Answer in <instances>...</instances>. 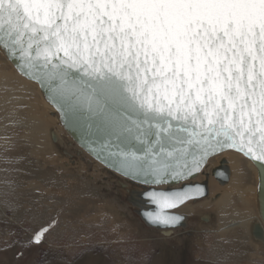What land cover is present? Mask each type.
Instances as JSON below:
<instances>
[{"label": "snow or ice", "instance_id": "obj_1", "mask_svg": "<svg viewBox=\"0 0 264 264\" xmlns=\"http://www.w3.org/2000/svg\"><path fill=\"white\" fill-rule=\"evenodd\" d=\"M0 51L66 119L87 117L120 174L178 182L231 149L264 194V0H0ZM202 195L152 190L147 220L173 227L168 210Z\"/></svg>", "mask_w": 264, "mask_h": 264}, {"label": "rangeland", "instance_id": "obj_2", "mask_svg": "<svg viewBox=\"0 0 264 264\" xmlns=\"http://www.w3.org/2000/svg\"><path fill=\"white\" fill-rule=\"evenodd\" d=\"M0 59V84L7 83L11 91V97L0 103V264H264V245L249 233L253 217H259L255 201L247 208L238 206L239 213L228 205V200L235 199L231 194L238 188L234 191V187L241 183L238 166L248 168L247 160L225 153L226 159H236L229 187L218 188L213 179L209 183L210 192L222 198L218 207L225 212L223 224L241 222L226 229L220 240L217 216L204 200L180 210L193 217L182 237L176 233L165 238L160 232L145 230L123 202L115 182L98 164L89 169L90 160L77 155L74 146L75 150L64 146L72 143L55 124L49 126L51 134L45 140L49 149L55 155L57 147L56 152L70 149L77 161L69 164L66 160L63 168L52 169L46 159L34 156L35 151L44 150V141L31 140L36 132L29 123L37 118L28 115L25 121L22 113L27 114L34 104L42 108L40 113L45 107L34 85L32 90L17 89L20 82L10 73L16 71L6 67L5 58ZM47 115H40L42 122L54 120ZM216 158L207 169L219 166ZM45 228L41 242L35 243V235ZM187 232L191 236L185 237ZM175 239L181 245L172 247Z\"/></svg>", "mask_w": 264, "mask_h": 264}, {"label": "water", "instance_id": "obj_3", "mask_svg": "<svg viewBox=\"0 0 264 264\" xmlns=\"http://www.w3.org/2000/svg\"><path fill=\"white\" fill-rule=\"evenodd\" d=\"M1 53L3 54L6 61L20 75V77H22L24 80L30 83L35 84L38 87V90L40 91L43 100L54 111L52 116L56 117L57 120L59 121V125L61 126V129L63 130L66 137L70 140V142H72V145L76 148L77 154L85 155L93 162V164H98L99 166L102 167L106 175L110 177V179L114 181L115 184L118 186L117 190L123 202L127 205L131 214L139 221V223L145 230H152L161 233L171 232V234L176 230L185 231L188 228V223L192 221L193 217H191L189 214L187 215L184 213H180V210L187 205H195L203 201L209 196V192H210L208 188V178H209L208 175L204 176L203 181L197 182L196 180L200 178L201 175H203V172L211 159L229 152L236 153L241 157H243L250 164H252V166L257 171L258 174V187L256 192L257 213L260 218V221L264 226V219H262V216H264V194H261L258 191L259 187L262 184V179L260 172L258 171L260 166L256 162L250 160L249 158L245 157L243 154L239 152H236L235 150L227 149L214 156H211L207 160L205 166L202 168L200 172L193 174L191 177H188L186 180H181L178 182H170L167 184L157 185V186L140 183L137 180L131 179L129 177L120 174L115 167H112L102 161L101 157L107 155L106 152L101 151L102 143L106 141L107 138L97 132L96 127L93 126V124L87 119L86 116L84 118L70 117L66 119L64 114L58 111L57 107L50 102L45 92L41 89V86L34 80H31L28 77H26L16 66V64H14L10 59H7L2 51ZM97 153H99V156L97 155ZM82 161L85 162L84 159H82ZM87 165L89 166L91 165V163L87 162ZM229 174H230V170L227 168V164L225 160H221L219 166L216 169L212 170L210 173V175L212 176L211 178H213L221 186L227 183ZM196 186H199L204 189V195L194 197L193 199L186 201L185 204L180 205L176 209L168 210L172 214L181 216L182 219L179 224L173 227H166L162 225L152 224L147 220L146 214L148 212H154L156 210L155 205L147 197L148 192L152 190L175 191V190H180L189 187H196ZM251 235L255 241H258L264 245V236H263L264 231L260 226V223L257 222L252 226ZM163 236L168 237V235H163Z\"/></svg>", "mask_w": 264, "mask_h": 264}, {"label": "bare ground", "instance_id": "obj_4", "mask_svg": "<svg viewBox=\"0 0 264 264\" xmlns=\"http://www.w3.org/2000/svg\"><path fill=\"white\" fill-rule=\"evenodd\" d=\"M0 58H4L3 54L1 53L0 51ZM1 60V59H0ZM6 67L10 68L11 65L9 63L6 64ZM7 68V69H8ZM9 71V70H8ZM10 73L14 74L17 79H18V82H20V84H17V89L20 90V91H25L27 88L31 89L32 90V86L31 85H34L37 89V92L39 95H37V92H34L32 91V94H36L37 96H40V102L43 103V106L45 107V112H41L40 111L42 110V108L40 109V107L34 103H36V101L33 102L34 106H29V109L27 110V114L26 113H22L26 115L25 117V121L27 120V117L28 115L29 116H32V117H36L37 120L33 119L30 121L29 123V126L31 128H33V130L36 132L34 134H36L35 137H33V135H31V140H33L34 142L38 141V140H41V141H44V150L39 153L37 151L34 152V156H36V158L39 160V161H42L44 159L47 160V163H49L50 167L52 169H55V168H59L61 167V164L62 163H65L66 160L69 161V159L65 158L64 156L60 155L59 152H56L57 150H54V152L57 154L55 155L48 147L47 143L45 142V140L48 138V136L51 134V131H50V127L51 124H55L56 126V129H59L61 131H63L61 129V126L59 125V121L57 120L56 117H53L52 118L54 120H48L47 119V123H44L41 121V116L40 115H46L48 116L47 114H53L54 111L53 109L48 105L46 104V102L43 100L41 94H40V91L38 90V87L33 84V83H30L26 80H24L22 77H20V75L17 73V72H12L10 70ZM30 85V86H29ZM10 88H9V85L7 83H4V84H0V103L2 101H4L5 99L11 97V93H10ZM34 92V93H33ZM3 93H6V96L3 95ZM31 93V92H30ZM53 126V125H52ZM59 127V128H58ZM56 129H53L52 128V131L54 132ZM25 131V130H24ZM28 132V130H27ZM64 133V132H63ZM29 135V134H28ZM38 135V136H37ZM66 136V135H65ZM24 137V136H23ZM27 136H25L26 138ZM67 138V137H66ZM29 139V138H28ZM70 142V140H68ZM22 143V142H21ZM72 143V142H71ZM68 146L70 147H73V145L69 144L67 142ZM55 146L52 144V148H54ZM34 148V147H33ZM58 148V147H57ZM56 148V149H57ZM33 153V152H32ZM229 154V153H228ZM65 155V154H64ZM225 154H222L221 157L219 158V156L216 158L217 162L220 163L221 160H225L226 161V164H227V168L229 170H231V166H232V163L233 161H235L236 159L234 157H231V158H228L226 159V156H224ZM231 155V154H230ZM234 156V155H232ZM67 157H70L69 154H67ZM238 158H240L238 156ZM242 159V158H241ZM66 161V162H68ZM72 161V159L70 160ZM245 162V161H243ZM67 164V163H66ZM209 164V163H208ZM247 164H248V168L247 167H243L242 165H239L238 166V172H239V180L241 183H239L237 186L234 187V191L236 190V192L234 194H231L234 196V200H228V205H229V208H232V210H234L235 213H239V210H238V206L241 208V207H244V208H247L251 205L252 201L254 202L255 201V207L257 208V203H256V192H257V188L254 187L252 188V183H256L257 187H258V174H257V171L256 169L252 166V164L248 163L247 161ZM68 165V164H67ZM93 165V164H92ZM71 166V165H70ZM208 167V165H207ZM207 167L205 168L204 172H203V176L201 175V178L204 180V176L205 175H208L209 178H208V185L210 183V179H211V171L212 169H207ZM63 168V167H61ZM207 169V170H206ZM206 171H207V174H206ZM231 176V171H230V174H229V177ZM200 180V179H199ZM254 180V181H253ZM229 182H230V179L228 178V181L225 185H223L222 187H229ZM221 185L217 186L218 188H222L220 187ZM209 188V187H208ZM210 191V190H209ZM39 192V191H38ZM223 192V191H222ZM220 192V193H222ZM219 194V193H218ZM218 194H212L211 192H209V196L204 199V203H209L208 205H210L211 207H213V211L215 213V215L217 216V225H218V232L220 233V236L217 238L218 240H220L223 236H224V232L226 229H229V228H233L235 226H238L241 224V222H236L235 224H223V221H224V216L223 214L225 212H221L220 209H219V205L222 203V198L220 197V195ZM203 203V204H204ZM207 205V204H206ZM204 205V206H206ZM183 213H189V212H183ZM253 221L255 223H260V226L262 227L263 231H264V226L263 224L261 223L260 221V218L255 216L253 217ZM254 223V224H255ZM252 229V228H251ZM251 229L249 230V233L251 235ZM161 233V232H160ZM173 233V232H172ZM175 233V232H174ZM162 235H169L171 234V232L167 233V232H162L161 233ZM223 235V236H222ZM252 236V235H251ZM264 236V235H263ZM251 257V256H250ZM219 259V258H217ZM253 259V258H252ZM214 260V259H213ZM261 260V259H260ZM254 261V260H253ZM257 261V260H256ZM215 262V261H214Z\"/></svg>", "mask_w": 264, "mask_h": 264}, {"label": "flooded vegetation", "instance_id": "obj_5", "mask_svg": "<svg viewBox=\"0 0 264 264\" xmlns=\"http://www.w3.org/2000/svg\"><path fill=\"white\" fill-rule=\"evenodd\" d=\"M55 145H58V143H56ZM59 145H60V146H63L62 144H59ZM64 146H68L67 143H65ZM68 147L70 148V146H68ZM71 148L73 149V147H71ZM57 150H58V148H57ZM73 150H75V149H73ZM59 152H60V153H59L60 155H62V156H64L65 158L69 159V161H68L69 164H72V161H70L71 159H74L75 161H77V160L74 158V156L71 154L70 149L59 150ZM75 153H76V152H75ZM64 154H65V155H64ZM67 154H69L70 157H67ZM76 154H77V153H76ZM77 155H78V154H77ZM83 156H85V155H83ZM78 158L84 159L82 156H79ZM87 158H88V157H87ZM88 159H89V158H88ZM89 160H90V159H89ZM90 163H91V165H89L88 168H89V169H90V168L92 169V167H93V165H92L93 162L90 160ZM217 167H218V166H215L214 169H216ZM214 169H212V170H214ZM40 170H41V169H40ZM91 171H92V170H91ZM206 174H207V171H206ZM202 176H203V175H202ZM211 177H212V176H211ZM105 180L108 181L109 178H106ZM211 180H212V178L210 179V181H211ZM196 181H197V182H200V181H202V180H200V181L196 180ZM215 183L218 185V183H217L216 181H215ZM219 185H220V184H219ZM208 187H209V185H208ZM207 219H209V218L207 217ZM207 219L205 218V219H203V220H207ZM187 229H188V228H187ZM187 229H186V230H187ZM186 230H185V231H186ZM174 232H175V233H174ZM174 232H173L172 234L174 235V234L177 233L179 237H182V236L184 235V234H183L184 231H181V230H176V231H174ZM179 232H182V233L180 234ZM191 232H192V231H191ZM191 232H187L186 235H185V237H189V236H191V234H190ZM177 234H176V235H177ZM162 236H163V235H162ZM171 239H172V238H171ZM177 240H178V239H175V240L172 241V247H173V246H176V244L181 245L180 242H176ZM178 249H179V246H178Z\"/></svg>", "mask_w": 264, "mask_h": 264}, {"label": "crops", "instance_id": "obj_6", "mask_svg": "<svg viewBox=\"0 0 264 264\" xmlns=\"http://www.w3.org/2000/svg\"><path fill=\"white\" fill-rule=\"evenodd\" d=\"M229 179H230V177H229ZM228 185H230V182H229V184Z\"/></svg>", "mask_w": 264, "mask_h": 264}]
</instances>
